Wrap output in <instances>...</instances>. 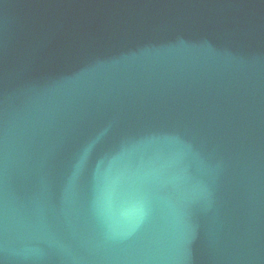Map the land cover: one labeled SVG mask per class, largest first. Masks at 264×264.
<instances>
[{"label":"water","instance_id":"95a60500","mask_svg":"<svg viewBox=\"0 0 264 264\" xmlns=\"http://www.w3.org/2000/svg\"><path fill=\"white\" fill-rule=\"evenodd\" d=\"M0 264H264V0H0Z\"/></svg>","mask_w":264,"mask_h":264}]
</instances>
